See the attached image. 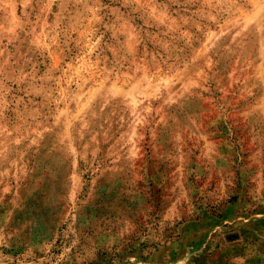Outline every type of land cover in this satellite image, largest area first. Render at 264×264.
<instances>
[{"label": "rangeland", "instance_id": "1", "mask_svg": "<svg viewBox=\"0 0 264 264\" xmlns=\"http://www.w3.org/2000/svg\"><path fill=\"white\" fill-rule=\"evenodd\" d=\"M0 264H264V0H0Z\"/></svg>", "mask_w": 264, "mask_h": 264}]
</instances>
